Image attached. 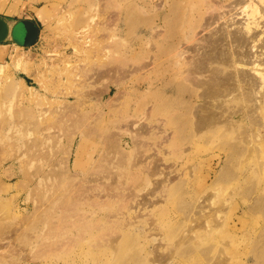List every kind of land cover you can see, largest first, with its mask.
I'll use <instances>...</instances> for the list:
<instances>
[{
	"label": "rangeland",
	"instance_id": "rangeland-1",
	"mask_svg": "<svg viewBox=\"0 0 264 264\" xmlns=\"http://www.w3.org/2000/svg\"><path fill=\"white\" fill-rule=\"evenodd\" d=\"M29 1L16 20L34 17L39 39L29 48L7 40L0 64L13 69L0 76V173L13 188L10 214L22 219V264H264L263 138L239 119L231 132L196 133L197 105L161 101L158 90L159 77L190 86L185 63L204 52L208 18L234 0ZM16 55L30 75L14 71ZM16 80L36 100L17 98ZM235 95L228 108L245 104Z\"/></svg>",
	"mask_w": 264,
	"mask_h": 264
},
{
	"label": "bare ground",
	"instance_id": "bare-ground-1",
	"mask_svg": "<svg viewBox=\"0 0 264 264\" xmlns=\"http://www.w3.org/2000/svg\"><path fill=\"white\" fill-rule=\"evenodd\" d=\"M226 1L223 0V2H226ZM6 2L7 0H0V11L1 12L5 9ZM228 7H229L228 11L218 12V15L216 13L217 11L216 9H218L219 7L218 8L216 7V9L214 8L215 11L213 10V12L215 14L212 12L211 13L212 17L210 16L211 18L210 17L208 18L211 20V23L209 22L208 19L205 22L206 24H207V21L208 23H210V25L207 28L208 29L207 32H210L211 34L209 35L210 37L208 39L204 38V40L202 41L204 42L203 44H205V45L203 44L201 45V46H204L203 48L204 52H201L202 54L199 53L200 55H197L198 54L197 53L195 55L196 58L193 57V60L191 59V61L186 59L187 62L189 61L188 63H185L186 66L188 67V69L186 70V74H187L186 81L190 83V86L187 85V87L184 86L185 88L180 89L179 87H176L177 84H175L176 86L172 84V82H175V81L171 80L172 82L170 81V82L165 83V80L167 77L166 78L164 77L165 80H161V77H159V80L161 81L158 87V90L160 91L159 98L161 101H164L168 95L172 94L170 97L174 96V97H177V99L186 100L191 105L196 104L197 106L195 107V111H193V115L195 117L194 119H196V123L194 126L195 128L193 129L196 131V133H201V132L203 133V131L214 129L216 127H222L226 129V131L229 132L230 130L233 131V128L235 129L236 124L239 123L238 121L235 122V119L244 120L245 122L249 121L250 122L249 127L250 128L251 126L253 127L251 129H252V133L255 134L254 137L255 136L259 137L255 139L263 138L262 141L260 140L261 142H258L257 140L255 142H257L258 145L261 146L262 149H264V135L261 131L262 128L264 129V117H262L264 114V0H234L232 5ZM219 9H221V7ZM225 10H227V7L225 8ZM236 10L237 12H235ZM41 13H37V14L39 18L42 19L44 14H41ZM213 26H218V27L213 28ZM204 29L206 28L203 27V30ZM186 42L188 43V41ZM199 45L198 47H200ZM187 46L189 47L190 45H187ZM193 47L195 46L192 45V48ZM192 48L189 49L186 47V49H189V50L196 49V48H193V49ZM203 49L200 48L199 50H203ZM189 50H185V53L188 52ZM197 50L198 48L196 49V51ZM96 51L97 52H94V53H96V55L97 53L99 54L100 50L98 49ZM182 54H184V52ZM182 54H179V55L176 54V55L181 56ZM97 57L98 55L96 56V58ZM177 58H180V57H177ZM11 59L13 61L12 65L14 67V71L17 70V71L22 72L25 75H30L31 65L29 64L27 60L17 55L11 56ZM89 59H87V61H90ZM96 60H98V58ZM84 63H86L85 60H84ZM175 63H176L175 64L176 66L178 63L177 62ZM12 70H11L10 65L5 64L2 67V70H0V76H3L5 80H9L10 78H12L10 74ZM247 71L252 72V75L254 76V78L250 77L247 74ZM175 72H178V71H175ZM184 76L186 77L185 74ZM16 81L20 85V88L16 89L17 98L19 96L20 97L22 96V98H24L25 96H28V98L35 97L34 88H31L27 86L26 84H24L23 80H16ZM58 89L56 90L52 89L53 91L52 90H49V91L56 94L57 96V94H60L59 92L60 89L59 90ZM62 89L61 91L64 92V90ZM27 92L29 95H27ZM257 92L261 94L260 98L256 96ZM65 94H69L68 91H66ZM234 94L238 95L239 97L242 95L245 98L243 99L245 101V104L244 103L242 105L238 104L237 105L238 107L233 106L234 108H231V107L228 108L226 104L227 103L230 104L231 101L233 102L235 99H237L235 95L234 96L235 99L233 100ZM60 96H63V95H60ZM254 96H256L257 99H255ZM36 97H35V100H36ZM239 97H238V102H239ZM255 100L258 101L256 103H259L260 106L252 104V102ZM48 103L50 104V102H47L46 104ZM250 103L251 105H249ZM55 104L53 102V104H50V105L53 106ZM58 105L60 104H57V107ZM254 105L260 107L261 111H259V107H258V113L262 112V115H258L256 113L255 109H257V107H255V109L252 108ZM55 112L57 113L58 111L56 110ZM42 115H45V114H42ZM255 116H261L260 117L261 119L259 120L258 119L259 117H255ZM61 117L63 116L61 115ZM240 123H242V121ZM47 124L49 125L48 120L41 122L40 124L39 123H37L36 125L34 124L33 127L36 130V132L39 133V131L44 130L46 126H48ZM25 126L27 125L25 124ZM243 133L242 135H244ZM38 138L39 137H37V139ZM39 142L40 140L38 139V142L33 144L35 146L32 145L36 149V151L41 150L39 154H37L36 157L41 158L40 159L41 161L43 160L46 161V155H45L46 152H44V154L41 153L45 151V147L44 149L39 148L43 145L44 140L42 141V143L41 142L39 143ZM30 147L31 145L29 146V151L31 150ZM3 148L2 149L0 148V157L2 153L6 152V150ZM33 155L35 156L36 152ZM34 156H32L31 154L32 159ZM2 180H3V177L0 173V264H22L24 261L27 260V257H28L27 256L28 254L24 253V249L20 248V246L18 245V241L20 240V238H22L24 234L22 232L20 233L22 229L21 228L22 224H20V222L22 221V219L21 217L16 216V215L15 217H13L12 214H10L11 199L8 196H10V193L13 190V188L11 185L4 183L5 181L3 180L4 181L3 182ZM23 183L21 182V185H17V186L15 185L14 187L16 188L14 189H17V190L20 189V191L21 189L23 190V187L26 186ZM14 219L18 220L17 226L16 224H14L15 228L14 226H11V224L16 223V221L14 222ZM19 243L23 244L22 241H20Z\"/></svg>",
	"mask_w": 264,
	"mask_h": 264
},
{
	"label": "crops",
	"instance_id": "crops-1",
	"mask_svg": "<svg viewBox=\"0 0 264 264\" xmlns=\"http://www.w3.org/2000/svg\"><path fill=\"white\" fill-rule=\"evenodd\" d=\"M26 3L25 2H22V0H7V2L5 4V9L2 12L0 11V18H2L3 20H5L7 22V24L9 25L10 31H11V34H10V36H9V38L7 40H9V39L13 40L14 43H15L13 45H18L20 47H22V45H23V43H21L20 41H23L24 40L25 33H24V31L22 29H20L17 34H14L12 32L13 29L15 27L19 26L24 21L32 22L36 26V24L34 22V17L32 19H30L28 17H25L21 21H17L16 20L18 18H21V16H23V15L25 16L26 15V10H27L26 9V5H27ZM29 3H30V1H29ZM31 8L33 9V7H31ZM34 15H35L36 20L42 26H45V24L42 21L39 20L37 14H36V11H35ZM38 30H39V28H38ZM19 34H20L21 40H18L17 35H19ZM39 36H40V33H39ZM10 51H11L10 50V46L0 45V64L2 62H4L6 59H8L6 53H8ZM26 78L27 77L25 75H23V77L21 79H23L24 81H26Z\"/></svg>",
	"mask_w": 264,
	"mask_h": 264
},
{
	"label": "water",
	"instance_id": "water-1",
	"mask_svg": "<svg viewBox=\"0 0 264 264\" xmlns=\"http://www.w3.org/2000/svg\"><path fill=\"white\" fill-rule=\"evenodd\" d=\"M20 29H22L25 33V37L22 42L23 43L22 47L24 48L33 47L37 43L39 38L38 28L32 22L24 21L19 26L15 27L12 32L14 34H17ZM10 34L11 31L9 25L5 20L0 18V45H2L7 41Z\"/></svg>",
	"mask_w": 264,
	"mask_h": 264
}]
</instances>
